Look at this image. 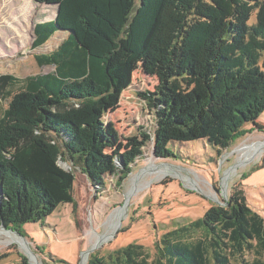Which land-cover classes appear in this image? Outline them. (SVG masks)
Instances as JSON below:
<instances>
[{
  "label": "trees",
  "instance_id": "trees-1",
  "mask_svg": "<svg viewBox=\"0 0 264 264\" xmlns=\"http://www.w3.org/2000/svg\"><path fill=\"white\" fill-rule=\"evenodd\" d=\"M55 6L35 23L32 48L47 73L0 74V225L18 227L74 203V176L84 166L92 185L107 174L123 181L141 151L121 157L103 115L115 108L142 62L157 84L139 97L155 118L153 154L174 157L170 142L205 139L217 153L264 112V0H34ZM148 139L146 134L142 135ZM140 144V143H139ZM122 156V155H121ZM255 256L248 261L245 253ZM87 264H264V217L240 192L225 205L167 231L150 260L129 243ZM24 259V258H23ZM21 264H25L22 261Z\"/></svg>",
  "mask_w": 264,
  "mask_h": 264
},
{
  "label": "rangeland",
  "instance_id": "rangeland-1",
  "mask_svg": "<svg viewBox=\"0 0 264 264\" xmlns=\"http://www.w3.org/2000/svg\"><path fill=\"white\" fill-rule=\"evenodd\" d=\"M55 11L33 0H0V74L23 78L53 69L38 66L34 54L53 48L62 32L41 48L31 44L35 23L53 19ZM156 84L152 70L138 62L117 106L103 115L111 139L105 152L114 155L118 167L128 153L141 151L126 178L118 182L107 174L103 185H92L84 166L59 160L74 176V203H60L40 221L0 228V264H87L90 254L109 260L129 243L142 245L151 260L164 233L201 217L212 205H225L236 192L264 217V147L246 155L243 146L264 142V112L257 119L260 128L245 123L242 135L219 153L198 139L170 142L175 156L158 158L154 114L139 97ZM244 255L248 261L255 256Z\"/></svg>",
  "mask_w": 264,
  "mask_h": 264
},
{
  "label": "bare ground",
  "instance_id": "bare-ground-1",
  "mask_svg": "<svg viewBox=\"0 0 264 264\" xmlns=\"http://www.w3.org/2000/svg\"><path fill=\"white\" fill-rule=\"evenodd\" d=\"M244 146V149H245V154L247 155H249V154H255V153H257V151L258 150H260V149H262V147H264V142H260L259 144H258V142L257 143H252V144H245V145H243ZM240 148H242L241 146H239V147H237L236 148V150L237 149H240ZM241 151V150H240ZM228 174H226V176H227ZM136 181V180H135ZM185 181V180H184ZM133 182V181H132ZM196 183V182H195ZM116 218V217H115ZM111 219V218H110ZM113 219V218H112ZM112 222H113V220H112ZM103 237V236H102ZM18 242H20V244H22V245H24L25 246V243L23 242V241H19L18 240Z\"/></svg>",
  "mask_w": 264,
  "mask_h": 264
},
{
  "label": "water",
  "instance_id": "water-1",
  "mask_svg": "<svg viewBox=\"0 0 264 264\" xmlns=\"http://www.w3.org/2000/svg\"><path fill=\"white\" fill-rule=\"evenodd\" d=\"M34 1V0H33ZM35 2V1H34ZM35 3H37V2H35ZM56 13H57V10L55 11V15H56ZM1 190V189H0ZM0 228H5V226H3V225H0Z\"/></svg>",
  "mask_w": 264,
  "mask_h": 264
}]
</instances>
